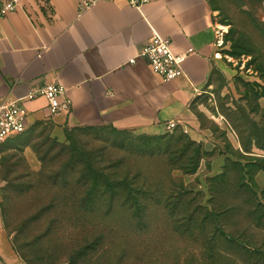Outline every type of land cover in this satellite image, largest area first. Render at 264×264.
<instances>
[{
  "label": "rangeland",
  "instance_id": "374dc122",
  "mask_svg": "<svg viewBox=\"0 0 264 264\" xmlns=\"http://www.w3.org/2000/svg\"><path fill=\"white\" fill-rule=\"evenodd\" d=\"M206 1L223 39L190 105L200 140L175 127L160 134L181 149L195 143L181 161L192 166L197 152L195 173L168 161L179 156L173 150L146 144L160 135L74 130L68 140L48 124L29 126L0 146V214L19 257L29 264H264V0ZM10 164V179H19L5 192ZM90 167L140 188V207L122 206L124 193L106 202L74 184Z\"/></svg>",
  "mask_w": 264,
  "mask_h": 264
},
{
  "label": "crops",
  "instance_id": "0c3cea01",
  "mask_svg": "<svg viewBox=\"0 0 264 264\" xmlns=\"http://www.w3.org/2000/svg\"><path fill=\"white\" fill-rule=\"evenodd\" d=\"M79 2L18 0L0 18V95L21 99L53 83L70 100L68 112L53 116L42 97L23 102L28 127L48 124L60 139L65 129L103 126L160 135L171 122L200 140L190 105L215 65L207 1L149 0L135 9L105 0L80 14ZM153 33L168 39L175 54L192 51L183 75L171 82H162L144 59L127 63ZM0 264H25L5 236L1 214Z\"/></svg>",
  "mask_w": 264,
  "mask_h": 264
},
{
  "label": "built area",
  "instance_id": "2783aa9c",
  "mask_svg": "<svg viewBox=\"0 0 264 264\" xmlns=\"http://www.w3.org/2000/svg\"><path fill=\"white\" fill-rule=\"evenodd\" d=\"M105 0H80L77 9L79 14L95 6L98 2ZM129 6L139 9L149 0H125ZM18 5V0H4L0 6V18L7 13L13 12ZM222 32L215 31V50H219L222 45ZM218 51H215V53ZM192 54L187 50L183 54H175L171 50L170 41L153 33L149 40L128 60V64H134L135 60H146L151 72L160 78L162 82H171L183 75V63L185 59ZM36 97H42L47 103V109L50 116L62 112H68L70 109V100L66 96V90L59 84H43L39 88L33 89L21 99L8 98L0 95V145L15 138L28 128L27 110L23 104ZM175 124L168 123L166 130H172ZM2 188L0 185V197Z\"/></svg>",
  "mask_w": 264,
  "mask_h": 264
},
{
  "label": "trees",
  "instance_id": "16d2710c",
  "mask_svg": "<svg viewBox=\"0 0 264 264\" xmlns=\"http://www.w3.org/2000/svg\"><path fill=\"white\" fill-rule=\"evenodd\" d=\"M37 124H41V123H37ZM105 129H110V131L112 133L117 134V135L125 136L126 134L129 133L127 131H119V130H116L114 128L108 127V126H103V127H84V128L65 129L64 130V138L69 140L70 139L69 132H72L74 130H76V131H103ZM145 140L147 141L146 144L150 145V147L154 146L155 149H157V152L159 151L160 148L165 146L166 151H164V154L166 152L168 154L169 150H173L175 152V154L178 153L179 156H176V158H174L173 160L169 159L168 161L174 162L176 164L179 163V167L180 168H178V169L180 171H182L184 174H193V173H195V171H196V169L198 167L199 161L202 159V157H200V155H198L197 152H192V153H195V156L194 157L192 156V158H190V161H192V166L189 167L185 163L181 164V161L184 159V155H186L189 152L190 146L195 145V143L192 142V141H189V143L183 149H181L182 145H178L175 142L167 141L166 143H162L161 141L164 140V136H162V135L155 136V137H146ZM196 147H198V146H196ZM35 152H37V151H35ZM13 167H14V165L10 164V166L8 168V171H7L8 173L3 178V180L7 184V186L5 188V192L8 190V187L11 185V183H13L14 181L19 179L18 177L10 179V176L15 173ZM173 169H175V168H173ZM84 174H86L85 180H82V178H81L83 176V172H82V175L79 178L80 180H74V184L82 185V187L85 190H91L92 192L101 195V197L108 196L106 198L107 199L106 202L115 201L114 200V198H115L114 195L117 192L124 193V195L126 194L125 195L126 197H125V199L122 202V206H126V207H129V208H135V209H137V207H140V205H141L140 203L141 202H140V200L138 198V194L140 193L141 189L132 187L130 182H128L127 178H123L122 180H119V181L118 180H114L113 178H111L110 174H102L100 171L94 170L91 167L89 169H85ZM64 181H67V180H64ZM133 193H135V195ZM180 199H181V195H177V197L174 198L176 203H178ZM83 202L86 203V204H87V202L89 203L88 200H87V202H85V201H83ZM93 205H94V203H93ZM172 205L175 206L174 204H172ZM215 228L220 233L219 234L220 238H223L225 241H228L227 239H229V236L223 234L221 232V230L219 231V229H220L219 227L216 226ZM20 258L25 264H29L30 263L26 258H24V256H20Z\"/></svg>",
  "mask_w": 264,
  "mask_h": 264
},
{
  "label": "bare ground",
  "instance_id": "6f19581e",
  "mask_svg": "<svg viewBox=\"0 0 264 264\" xmlns=\"http://www.w3.org/2000/svg\"><path fill=\"white\" fill-rule=\"evenodd\" d=\"M219 28H220V29H224V27H222V26H219ZM216 57H219V55H217Z\"/></svg>",
  "mask_w": 264,
  "mask_h": 264
}]
</instances>
